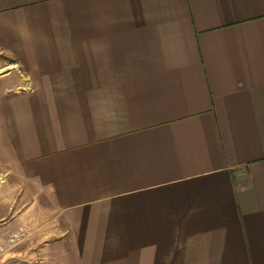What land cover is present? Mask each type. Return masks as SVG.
<instances>
[{"label":"crops","instance_id":"obj_1","mask_svg":"<svg viewBox=\"0 0 264 264\" xmlns=\"http://www.w3.org/2000/svg\"><path fill=\"white\" fill-rule=\"evenodd\" d=\"M12 233L0 264H264V0H0Z\"/></svg>","mask_w":264,"mask_h":264},{"label":"rangeland","instance_id":"obj_2","mask_svg":"<svg viewBox=\"0 0 264 264\" xmlns=\"http://www.w3.org/2000/svg\"><path fill=\"white\" fill-rule=\"evenodd\" d=\"M17 236L15 235V233H12V235L9 238V243L4 245L3 243L0 242V262L4 259L7 258V247L11 248L13 245L17 244V240H16ZM3 248V250L1 249ZM12 259V257H11ZM14 260H17V257L15 256V258H13Z\"/></svg>","mask_w":264,"mask_h":264},{"label":"built area","instance_id":"obj_3","mask_svg":"<svg viewBox=\"0 0 264 264\" xmlns=\"http://www.w3.org/2000/svg\"><path fill=\"white\" fill-rule=\"evenodd\" d=\"M3 250V248H1Z\"/></svg>","mask_w":264,"mask_h":264}]
</instances>
